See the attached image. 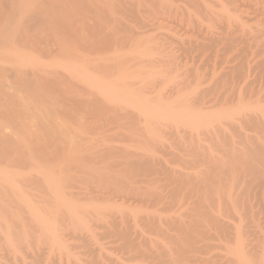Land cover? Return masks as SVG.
I'll return each instance as SVG.
<instances>
[{"label": "rangeland", "instance_id": "obj_1", "mask_svg": "<svg viewBox=\"0 0 264 264\" xmlns=\"http://www.w3.org/2000/svg\"><path fill=\"white\" fill-rule=\"evenodd\" d=\"M13 1L15 0H0V172L8 171L10 173V171H13L16 175L19 173L17 176L22 179L26 175L27 177L34 174L37 176V174L43 171L57 174V171L60 172L63 170L61 174L63 176L64 171L67 170L64 175L66 176V173L68 174L70 172L67 175L70 178H67L70 179L68 185L71 186H69L70 190L68 189L67 191H70V194L72 192L75 196L69 195L70 199H68H72L68 203L69 207H74L72 212L71 208L70 210L67 208L68 211L66 209L62 210L59 207L60 202L57 205V201L61 196L54 195V197L57 196L59 199L57 197L54 199L52 196L51 199L47 200L51 205L53 201L55 202L58 199L56 204H53L56 205V208L60 209H54V205H51L53 207L52 209L55 210V213L53 212L54 216L49 211L47 213L46 211L43 212L42 208L40 210V206L35 205L40 211L35 209L32 205L38 202L31 203L32 205H30L27 203L29 200L26 199V204L31 208L30 211H27L29 208H27L25 202L24 207L26 206V209L22 206L23 200H25V196H22L25 193L23 191L20 195L22 197H19V199H22V205L14 201L17 204V208L15 207L16 210L13 209L14 214L11 211L4 212L6 213L4 214L2 213L3 210L0 209V237L2 236L0 238V264H27L29 262V264H126L127 260L128 264H168L167 260L172 258L170 254L176 256V254H180L181 252L182 255L184 251L181 249L188 248L185 245L190 244L193 248V246L202 243L203 238L200 240V233L202 231L204 232L203 228L207 231H205L206 233L211 232L208 229L211 218L214 221L211 220L212 222H210L209 228H213V222H215V219L217 220V215L220 216L219 209L216 210L219 204L216 200L218 207L216 204L214 205L215 202L212 199L215 197L213 195L217 199L216 192L221 187L220 184L225 179L227 180L230 176L229 174L232 171L235 172L237 166L240 164L242 166L245 164L243 167L237 168V171L241 172L236 171V177L234 176V172H232L229 178L233 179L231 180L233 182L234 178L238 180L242 176L243 178H248V180L252 179L251 181L253 183L251 181L249 183L251 188L248 185L247 188L249 190L246 191L248 201H245L248 202L247 204L250 202L251 207L253 205L252 208L254 209H251V211L248 210V214L250 213L252 215L256 213L257 217L256 215L253 217V215L251 216L249 214L248 221L251 220L253 223L248 222L246 219L245 224H249L248 227H250L249 229L251 231L252 228H255L252 231L255 235L251 232L250 239H253L252 235L253 237L256 236V238L258 235L264 239V236H260L261 232H264V159L261 161V158L264 157V101H256L258 103L256 104L260 105L257 107L256 104L254 105L255 99L264 90V0H33L30 4L21 5L22 7L14 5ZM121 4L124 5L122 6ZM130 8H133L135 12L131 10L128 13ZM89 54L92 55L88 56ZM88 57H92V61L96 59V63H94L97 68L95 70L101 69L103 71L104 69L103 72L106 77L104 75L102 76L105 79L107 78L106 80L109 82L107 83L104 80V84H107L102 88H105L108 93L110 92L112 94H105V98L103 99L97 96V92L94 91L96 87L94 85V83L96 84L95 78L93 81L90 80L92 85L89 86V79H92L90 76L94 73L92 74L90 72L92 67L86 69V65L90 60L87 59ZM108 68L111 73L108 72ZM136 72H140V74H136ZM133 74L136 76H132ZM130 81H132L133 86H131ZM93 85L94 88L92 89ZM252 88H254L253 91ZM244 89H247L246 93ZM129 90L133 91L130 92L131 94H126L125 97L127 99L124 97L125 99L123 100L122 96L124 92ZM115 93L116 96L114 95ZM121 93L123 94L122 96ZM238 93L239 96L244 98L243 101L241 98H238ZM251 94H253V98L249 101L248 97ZM108 95L110 96L107 97ZM226 97L228 98L227 100ZM247 98L248 100H246ZM223 101L224 103H222ZM231 102H233V105H230ZM243 102L246 104L244 106H246L245 111L247 110L246 113L248 112V115L245 111H240L244 107ZM247 106L251 108H247ZM237 108L239 112H242V115L236 112ZM130 109L133 110L131 111ZM126 110L132 112L130 114H134L135 116L138 114L137 117L134 118L135 116L132 115L133 117L131 118H123V113ZM189 113L193 115L187 116ZM116 114L122 119L117 117ZM179 116L181 119L183 116V121ZM252 116L254 120L251 118ZM259 117H262L263 120L262 118L259 119ZM241 120L242 122H240ZM149 121H151L150 123L152 125H155L152 130H150L152 127L149 128V125L152 126ZM155 122H158V125ZM179 126L184 127V129L187 128V133L184 131L177 132ZM156 128H159V130ZM191 139L192 141H190ZM167 145L169 150L167 149ZM247 145L249 147H246ZM173 146L176 147L173 148ZM189 148L193 150L194 148L196 150L200 148L198 150L201 153L199 156L202 155L200 157L202 159L204 158V161L198 158L201 161L196 164H193V162L190 163L196 157L192 155L191 158H187L189 157L188 155L186 157L187 160L191 159L188 161L189 167L187 160L184 161V157L181 158V156H185L182 155L184 151L185 154L188 153L186 150ZM170 149H173L172 151L174 153ZM201 150H203V153ZM227 150L228 153L225 152ZM230 150L231 152H229ZM255 150L257 151L256 153ZM102 151L104 153L106 152V155ZM234 151L240 152L236 153ZM242 153L245 156L247 155V157L244 158V154ZM203 154L208 159H205ZM127 155L130 158L129 162V158H126ZM154 155L156 158H154ZM94 156L96 157L94 158ZM108 156L112 157L110 158ZM179 157L182 160L178 161ZM159 158L161 161L164 160V165L170 160L172 163H169L172 165L166 164L167 167L168 165L171 167L177 166L174 170L176 169L177 171V169H180L183 175L188 172L185 174V177H190L193 174L192 178L195 180L197 177L194 176H199V174L200 177L197 179H200L204 175L205 181L209 175L215 176L217 172L221 171L217 168L213 172L215 170L214 167L218 166L220 169H224L222 165L225 162L226 167L225 165L224 167L227 168L228 165L229 171L231 169L232 171H228L229 174H227L229 176L225 174L227 171H224L228 169L223 170L225 173H220L223 176L221 179L218 177L221 183L217 180L218 178L215 179V181L217 180L216 183L219 182V188H217L218 185L215 183L214 177H210L207 180L209 182L214 181L213 183L204 182L207 186L203 182L201 186L199 185V188L197 187L198 185H193L197 187L195 189L196 191H194L197 195L202 191L198 196L193 194L194 188L192 190L189 186L186 190H192L191 194L193 195H190V197L188 196L190 192L188 191V194L186 190V197L184 195L168 194V188L166 190V187L164 188L163 186L164 189L162 191H156L160 193L157 195L162 196L160 198L156 196L155 189L151 188L153 187L151 180L154 178V169L152 168L153 164L150 166V163L155 162L153 159ZM209 159L210 161H208ZM231 160H235V162ZM237 160H239L240 164H238L239 162ZM118 162L121 164L119 165ZM125 162L128 163L126 164ZM215 163L217 166H215ZM95 164L97 165L95 166ZM103 164L106 165L102 166ZM220 164L222 165L220 166ZM211 166L213 167L211 168ZM63 167H68L70 169L69 172L68 169L65 170ZM244 168H247V172H245L246 170ZM258 168L259 172H256ZM111 171L114 173H111ZM116 171L120 173L119 176L121 178ZM196 172L199 174H196ZM85 173L86 176H84ZM238 173H240V176H238ZM252 173L253 176L249 175ZM187 174H190V176ZM16 175L12 177L13 180H18L17 178L19 177ZM21 175L23 176L21 177ZM224 175L228 177L224 179ZM85 177L88 179L86 180ZM89 177L92 180H89ZM150 178L151 180H149ZM146 179L149 181H146ZM246 179L242 180L247 181ZM253 179L256 181L259 180V182ZM165 180L163 183L167 181ZM240 180L241 178L237 183L234 182L236 184L231 183L232 186L229 185V188L232 189L233 187V193L243 188V184L238 185L239 182H242ZM129 181L131 183H128ZM98 182L100 183L99 185H97ZM170 182L168 181V183ZM166 183L165 185H167ZM117 184L122 186H119L121 191L126 184L128 191L130 187L134 192L135 190L139 192L136 188L138 184L141 191L142 187L145 189L149 188L150 191H145L147 195L149 194L148 196L144 192H141L143 195L140 193L145 198H148L142 202V200L136 199L127 200L120 195L121 198L119 196L113 198L106 197L108 196L106 194L104 195L107 192L106 190L109 191L113 187H118ZM131 184L135 185L132 186ZM146 185L151 186L146 187ZM226 185L228 186V183L224 184L225 187ZM17 186L21 187L20 184ZM17 186L16 188L14 187V190L20 188H17ZM101 186L108 188L104 189ZM237 186H240V188ZM76 188L79 189L77 190ZM200 188H204V190H200ZM83 189L84 191L89 189L88 192L92 189L89 192L90 196L96 190L94 193L95 196H85L84 191L82 192ZM231 189L229 190L230 192L232 191ZM125 190L127 191V188ZM198 190L199 193L197 192ZM215 190L216 194L214 193ZM17 191L16 193L19 196L21 191L20 193ZM26 191L29 192L31 189H27ZM8 192V195H13L14 193L13 190V193L10 190ZM32 192L34 191L30 193ZM100 192L102 194H99ZM125 192L122 191L121 195ZM132 192L130 189L128 193ZM164 192L167 193L165 194ZM12 195H9V198H13ZM30 196L33 197L34 195L30 194ZM142 196L140 198L143 199ZM149 196L153 199L150 200ZM154 196L157 198H154ZM255 196H258V198ZM16 198L15 200H17ZM37 198L35 201H46L42 198H38L37 200ZM93 199H97L99 202ZM115 199L117 203L112 201ZM208 199L209 201H206ZM254 199L257 204L254 202ZM68 200H64L63 202L67 204ZM124 200H126L125 203ZM30 201L32 200L30 199ZM42 201L38 205L42 204ZM131 203L135 206H132ZM210 205H213V207ZM18 206L22 208L20 209L21 211L18 209ZM60 206H62L61 203ZM199 206H201V209ZM45 207H47V204ZM251 207L249 206V208ZM208 208L209 210L211 208L212 211H208ZM255 209H259V211L257 212ZM262 210L263 212H260ZM142 211L145 213H142ZM197 211L198 213H196ZM39 212L43 213L39 216ZM33 213H36L40 219ZM42 214L46 216L42 218ZM210 214L213 217H210ZM16 215L18 216L17 218ZM123 216H125L124 219ZM80 217L83 218L79 219ZM2 220L4 221L2 222ZM207 220L208 224L206 223ZM183 222L188 226L183 227ZM241 225L244 226V223ZM218 227L222 226L220 225ZM10 232L13 233L10 234ZM206 233H202V235ZM117 234L119 236L118 238ZM20 235L22 236L20 237ZM26 235H29V237ZM182 235L183 237H181ZM6 237H10V240H7ZM13 237L15 238L13 239ZM145 248L151 251L152 254ZM130 249L133 250L131 251ZM20 254H22L23 260L20 258ZM119 259L123 260L120 262ZM123 261L124 263H122Z\"/></svg>", "mask_w": 264, "mask_h": 264}, {"label": "bare ground", "instance_id": "obj_2", "mask_svg": "<svg viewBox=\"0 0 264 264\" xmlns=\"http://www.w3.org/2000/svg\"><path fill=\"white\" fill-rule=\"evenodd\" d=\"M31 1H33V0H15V1H13L14 3V5H19V6H23V5H27V4H30L31 3ZM123 2V1H122ZM127 2V1H126ZM126 2H124V3H126ZM128 3V2H127ZM122 5V4H121ZM124 5V4H123ZM122 5V6H123ZM128 5V4H127ZM21 6V7H22ZM90 6H92V5H90ZM129 6V5H128ZM125 7V6H124ZM130 7H132V6H130ZM18 8V7H17ZM126 8H127V6H126ZM121 9H125V8H121ZM129 9V8H128ZM132 10V12H135V11H133L134 9L133 8H130V10H129V12L128 13H130V11ZM126 11V10H125ZM121 12V11H120ZM136 14V13H135ZM119 15H121V14H119ZM125 15H128V14H125ZM131 16H132V14H130ZM211 41V40H210ZM207 44H209V43H207ZM211 45V44H210ZM209 45V46H210ZM207 47V46H206ZM210 49V48H209ZM92 55V54H91ZM90 54L88 55V56H91ZM91 58L92 57H88L87 59H90L91 60ZM93 59V58H92ZM89 60V61H90ZM88 61V64L86 65V69H88V67L89 68H91V70H90V72H92V76H90L89 74H91V73H89L88 71V75L92 78V79H89V81L90 80H94V78L96 79V84L94 83V85H96V87L94 88V85L92 86V89L94 88L95 90L94 91H96L97 92V96H99V97H101L102 99L103 98H105V94L107 95V91L105 90V88L103 89L102 87H105L104 85L105 84H107V83H109V82H107L108 80H106L105 78H104V69H103V71L101 70V69H99V70H95L97 67H95L96 66V59H95V61L93 60H91L90 62H92L91 64H90V62ZM95 62V63H94ZM94 63V64H93ZM93 64V65H92ZM89 65V66H88ZM109 69V68H108ZM139 70V69H138ZM227 70V69H226ZM99 71V72H98ZM134 71V70H133ZM132 71V72H133ZM108 72L109 73H111L110 72V69L108 70ZM107 72V73H108ZM227 72V71H226ZM231 72V71H230ZM223 73V72H222ZM130 74V73H129ZM132 74V73H131ZM135 74V73H134ZM132 75V76H136V75ZM136 74H140V72H136ZM231 74H233V73H231ZM230 74V75H231ZM102 75H104V76H102ZM240 75V74H239ZM128 76V75H127ZM140 76V75H139ZM225 76V75H224ZM236 76V75H235ZM89 77V78H90ZM106 77V76H105ZM128 77H131V76H128ZM134 78V77H133ZM137 78V77H136ZM228 78H230L229 76H228ZM228 78H226V79H228ZM231 78H232V75H231ZM128 79V78H127ZM135 79V78H134ZM104 80H106V82L107 83H105L104 84ZM130 80H132V79H130ZM231 80H233V79H231ZM225 81V80H224ZM227 81V80H226ZM132 81H130V83H131ZM134 82H135V80H134ZM133 82V83H134ZM230 82V81H229ZM227 84H228V82H226ZM246 83V82H245ZM126 84H127V82H126ZM135 84V83H134ZM136 84H137V82H136ZM92 85V83H91V81H90V85L89 86H91ZM215 85V84H214ZM216 85H217V83H216ZM98 86V87H97ZM107 86V85H106ZM131 86H133L132 85V83H131ZM218 86H219V84H218ZM245 86V85H244ZM101 87V88H100ZM125 87V86H124ZM130 87V86H129ZM225 87H227L226 85H225ZM242 87V86H241ZM248 87V86H247ZM260 87V86H259ZM91 88V87H90ZM217 88V87H216ZM246 88V87H245ZM263 88V87H262ZM97 89V90H96ZM130 89H132L131 87H130ZM230 89V88H229ZM236 89V88H235ZM253 89L254 88H252V91H253ZM260 90H261V88H259ZM264 89V88H263ZM91 90V89H90ZM127 90V89H126ZM223 90V89H222ZM225 90V89H224ZM234 90V89H233ZM245 90V89H244ZM259 90V91H260ZM93 91V90H92ZM93 91V92H94ZM106 91V92H105ZM131 91H133V90H129V91H123L124 92V95L121 93V96H122V98H123V100L126 98L125 96H126V94L128 95V94H131L130 92ZM258 91V92H259ZM263 91V93L261 94L260 93V95L257 97V99H255V102H254V105L257 103V102H262V101H264V90H262ZM261 91V92H262ZM115 92V91H114ZM240 92V91H239ZM247 92V89L245 90V93ZM257 92V91H256ZM95 93V92H94ZM94 93H93V95H94ZM110 93V92H109ZM108 93V94H109ZM244 93V92H243ZM112 93H110V95H111ZM120 94V93H119ZM229 94V93H228ZM230 94H231V92H230ZM256 94V93H255ZM91 95V94H90ZM110 95H108L107 97H109ZM115 96H116V93L114 94ZM221 95V94H220ZM96 96V95H95ZM238 96H239V93H238ZM256 96H257V94H256ZM106 97V98H107ZM125 97V98H124ZM128 97H130V96H128ZM236 97V96H235ZM90 98V97H89ZM93 98V97H92ZM238 98H241L242 99V101L244 100V98L243 97H241V96H239ZM237 97H236V99H238ZM249 101H251L252 100V98H253V94H251V95H249ZM248 98L246 99V100H248ZM100 99V98H99ZM127 99V98H126ZM228 98L226 97V100H227ZM92 100V99H91ZM94 100H96V99H94ZM245 100V101H246ZM212 101V100H211ZM216 101H218V100H216ZM225 101V100H224ZM224 101L222 102V103H224ZM244 101V102H245ZM257 101V102H256ZM96 102V101H95ZM220 102V101H219ZM228 102L230 103V101L228 100ZM239 102H240V99H239ZM243 102V106H244V104L246 103L247 104V102H245L244 103ZM233 102H231V104L230 105H233L232 104ZM236 103H238L237 101H236ZM249 103V102H248ZM93 104H95L94 102H93ZM245 104V105H246ZM258 104V103H257ZM256 104V107L257 106H259V105H257ZM236 105V104H235ZM238 105H239V103H238ZM132 106V105H131ZM240 106H241V104H240ZM240 106H238L239 107V109H241L240 108ZM262 106V105H261ZM234 107V106H233ZM245 107L246 106H244V107H242V109L240 110V111H242V112H244L245 111ZM249 106H247V108H248ZM252 107H253V105H252ZM131 108V107H130ZM133 108V107H132ZM236 108V107H235ZM249 108H251V107H249ZM259 108V107H258ZM262 108V107H261ZM126 109V108H125ZM124 109V110H125ZM192 109V108H191ZM238 108H237V111L236 112H239L238 110H239ZM244 109V110H243ZM253 109V108H252ZM117 110H119V109H117ZM131 111L133 110V109H130ZM135 110V109H134ZM255 110V109H254ZM253 110V111H254ZM120 111V110H119ZM188 111V110H187ZM226 111H227V109H226ZM225 111V112H226ZM232 111V110H231ZM247 111V110H246ZM246 111H245V113H246ZM252 111V110H251ZM251 111H249L250 113H251ZM113 112H114V110H113ZM136 112V111H135ZM193 112V111H192ZM229 112V111H228ZM227 112V113H228ZM235 112V111H234ZM235 112V113H236ZM242 112H239L240 114L242 113ZM116 113V112H115ZM130 113H132V112H130V111H127L126 110V112H124L123 113V118L125 117V119H127V118H131V117H133L132 115H134V114H130ZM133 113H134V111H133ZM179 113H181V112H179ZM197 113V112H196ZM196 113H194V114H196ZM201 113V112H200ZM248 113V112H247ZM246 113V114H247ZM255 113V112H254ZM256 113H258V112H256ZM136 114V113H135ZM176 114H178V113H176ZM230 114H232V113H230ZM244 114V113H243ZM252 114V113H251ZM260 114H262V113H260ZM113 115H115V114H113ZM117 115V114H116ZM138 115V114H137ZM137 115L134 117V118H136L137 117ZM187 115V114H186ZM186 115H184V116H186ZM191 115H193L192 113H191ZM190 115V113H189V115H187V116H191ZM235 115V114H234ZM239 115V114H238ZM242 115V114H241ZM248 115V114H247ZM254 115V114H253ZM264 115V114H263ZM262 115V116H263ZM120 116H121V113H120ZM119 115H117V117H119V118H121ZM198 116V115H197ZM250 116V115H249ZM259 116V115H258ZM258 116H256V117H258ZM261 116V115H260ZM117 117H116V119H117ZM142 117V116H141ZM194 117V116H193ZM202 117V116H201ZM237 117H240V116H237ZM236 117V118H237ZM241 117H243V116H241ZM248 117V116H247ZM255 117V116H254ZM134 118H132V119H134ZM179 118H180V116H179ZM190 118V117H189ZM195 118V117H194ZM197 118H199V117H197ZM203 118V117H202ZM249 118V117H248ZM251 118H253V116L251 117ZM260 118H262V117H259V119ZM122 119V118H121ZM125 119H123V120H125ZM140 119V118H139ZM138 119V120H139ZM177 119V118H176ZM181 119V118H180ZM182 119H183V116H182ZM181 119V120H182ZM196 119V118H195ZM241 119V118H240ZM247 119V118H246ZM256 119V118H255ZM258 119V118H257ZM258 119V120H259ZM118 120H120V119H118ZM131 120V119H130ZM147 120V119H146ZM237 120H239L238 118H237ZM243 120V119H242ZM242 120L240 121V122H242ZM249 120V119H248ZM247 120V121H248ZM253 120H254V118H253ZM262 120H263V118H262ZM121 121V120H120ZM183 121V120H182ZM186 121V120H185ZM245 121V120H244ZM124 122V121H123ZM141 122V121H140ZM151 121H149V123H150ZM162 122V121H161ZM178 122V121H177ZM180 122V121H179ZM249 123H250V121H248ZM251 122H252V120H251ZM254 122V121H253ZM258 122V121H257ZM261 122V121H260ZM129 123H130V121H129ZM158 123V122H157ZM156 122H155V124H157ZM176 123V122H175ZM243 123H246V122H243ZM242 123V124H243ZM151 125H152V123H150ZM250 124H252V123H250ZM139 125H140V123H139ZM158 125V124H157ZM161 125V124H160ZM182 125V124H181ZM155 125H152V126H150L149 125V128H151L150 130H152V129H154L153 127H154ZM165 126V125H164ZM191 126V125H190ZM253 126V125H252ZM160 127V126H159ZM161 128H163V127H161ZM172 128V127H171ZM194 128V127H193ZM115 129V128H114ZM157 129V128H156ZM187 129V128H186ZM186 129H184V127L182 128V126H179L178 128H177V132H185V133H187L186 132ZM197 129V128H196ZM149 130V129H148ZM157 130H159V128L157 129ZM235 130V129H234ZM238 131V130H237ZM240 131V130H239ZM148 132V131H147ZM157 132V131H156ZM173 132H175V131H173ZM189 132V131H188ZM233 132V131H232ZM155 133V132H154ZM229 133V132H228ZM178 134V133H177ZM190 135V134H189ZM226 135V134H225ZM181 136H183V135H181ZM180 136V137H181ZM196 136V135H195ZM201 136V135H200ZM231 136V135H230ZM187 137V136H186ZM193 137V136H192ZM197 137V136H196ZM220 138V137H219ZM233 138V137H232ZM231 139V138H230ZM186 140V139H185ZM189 140V139H188ZM194 140V139H193ZM226 140V139H225ZM233 140V139H232ZM190 141H192V139L190 140ZM231 141V140H230ZM201 142V141H200ZM225 142V141H224ZM190 143V142H189ZM193 143V142H192ZM221 143H222V141H221ZM233 143V142H232ZM248 143V142H247ZM164 144V143H163ZM224 144V143H223ZM169 145V144H168ZM168 145H167V149H168ZM172 145V144H171ZM177 145V144H176ZM180 145V144H179ZM181 145H182V143H181ZM213 145V144H212ZM228 145V144H227ZM234 145V144H233ZM249 145V144H248ZM246 146V147H249V146ZM251 145V144H250ZM199 146V145H198ZM201 146V145H200ZM215 146V145H214ZM224 146H226V145H224ZM163 147V146H162ZM172 147V146H171ZM176 147V146H175ZM174 146H173V148H175ZM217 147V146H216ZM215 147V148H216ZM235 147V146H234ZM179 148V147H178ZM210 148V147H209ZM214 148V149H215ZM222 148H223V146H222ZM233 148V147H232ZM181 149H185V148H181ZM200 149V148H199ZM199 149H197L196 150V148H194V150L191 148H189V149H187L186 150V152H188L187 154H185L184 152H183V154L182 155H185V156H181V155H179V156H181V158L182 157H184V161H186L187 160V158H191L192 157V155L193 156H195L196 158L194 159V157H193V161H190L191 159H188L187 160V165L189 166V162L188 161H190V163L191 162H193V164H196L197 162H199V161H201V160H203L202 159V157H200V156H202V155H200L199 156V154H201L200 153V151H198ZM221 149V148H220ZM164 150H166V149H164ZM163 150V151H164ZM169 150V149H168ZM173 150V149H172ZM171 149H170V151H172ZM196 150V151H195ZM206 150V149H205ZM207 150H209V149H207ZM224 150V149H223ZM245 150V149H244ZM262 150V149H261ZM99 151V150H98ZM109 151V150H108ZM175 151V150H174ZM180 151V150H179ZM197 152L196 154H195V152ZM202 151V153H203V150H201ZM246 151V150H245ZM249 151H250V148H249ZM248 151V152H249ZM103 153H104V151H102ZM161 152V151H160ZM169 152V151H168ZM167 152V153H168ZM173 152V151H172ZM177 152H178V150H177ZM199 152V153H198ZM207 152V151H206ZM225 152H227L228 153V150L227 151H225ZM229 152H231V150L229 151ZM234 152H236V153H239V152H237V151H234ZM233 152V153H234ZM251 152V151H250ZM257 151L255 150V153H256ZM102 153V154H103ZM108 153V152H107ZM110 153V152H109ZM164 153V152H163ZM174 153V152H173ZM176 153V152H175ZM190 153H191V155H190ZM208 153H210L209 151H208ZM246 153V152H245ZM259 153H261L260 151H259ZM105 155H106V152L104 153ZM103 154V155H104ZM162 154V153H161ZM165 154V153H164ZM178 154V153H177ZM181 154V153H180ZM213 154V153H212ZM212 154H210L211 156H212ZM220 154V153H219ZM229 154H231V153H229ZM242 154H244V153H242ZM247 154V153H246ZM258 154V153H257ZM96 155V154H95ZM98 155H100V154H98ZM114 155V154H113ZM138 155V154H137ZM153 155V154H152ZM173 157H174V155L173 154H171ZM189 155V157H187ZM205 155H206V153H205ZM205 155L203 154V156L205 157ZM215 155H217V154H215ZM116 156H117V154H116ZM129 155H127V159L129 158L128 157ZM155 156V155H154ZM153 156V157H154ZM210 156V157H211ZM234 156V155H233ZM258 156V155H257ZM256 156V157H257ZM96 156H94V158H95ZM98 157V156H97ZM106 157V156H105ZM108 157H110V156H108ZM112 157V156H111ZM110 157V158H111ZM130 157H131V155H130ZM151 157V156H150ZM161 158H163L162 156H160ZM171 157V156H170ZM169 157V158H170ZM177 157V156H176ZM187 157V158H186ZM245 157H247V155L245 156V154H244V158ZM103 158V157H102ZM125 158V159H126ZM154 158H156V156L154 157ZM165 158V157H164ZM175 158V157H174ZM180 157H179V160L178 161H180V160H182ZM186 158V159H185ZM198 158H201V160H199ZM218 158V157H217ZM236 158V157H235ZM259 158V157H258ZM121 159V158H120ZM160 159V158H159ZM159 159H153L155 162H153V163H150V166H151V164H153V166H152V168L154 169V173H153V177H151V178H153L152 180H151V178L149 179V180H151V185H153V187H151V188H154L155 189V191L154 192H156L157 190H161L162 191V189H164L165 187V189L167 190V188H168V194H176V195H178V196H182V195H184L185 196V190L186 189H188L187 187L189 186V188L190 189H192V188H194V190H193V194H195V195H197V193H195L194 191H196L195 189H197V187L199 188V185L201 186V183L203 182V184L204 185H206V183H204V182H206L207 180H209L208 178H210V177H214V181H215V179L216 178H222L223 176H222V174L223 173H225V172H223V170L224 169H228V165H227V168H225L226 167V162L222 165V164H220V166L222 165V167L224 168V169H220V167H218L217 165H216V163H215V166H217V167H214V169L215 170H213V172H215L216 171V169L218 168L221 172H222V174H220L221 172H217V174L215 175V176H206L207 177V180L205 181L204 179H205V177H204V175H202L201 176V178L200 179H197L198 177H200V174L198 173V172H196V174L198 173L199 174V176H194V177H197L196 178V180L194 179V178H192L193 177V174H192V176H190V174H187L188 176H190V177H185V174L186 173H188V172H186V173H184V175L180 172L181 170L179 169H177V171H176V169L174 170V168H176L177 166H170V165H172V164H170V163H172L168 158H167V160H169V162L167 163L166 161V163H165V165H164V160L163 161H161V159L159 160ZM178 159V158H177ZM205 159H208V157L206 156L205 157ZM211 159V158H210ZM210 159L208 160V161H210ZM222 159V158H221ZM243 159V158H242ZM247 159H249V158H247ZM262 159H264V157L263 158H261V161H262ZM96 160H98V159H96ZM113 160V159H112ZM117 160V159H116ZM171 160H172V158H171ZM175 160V159H174ZM214 160V159H213ZM212 160V161H213ZM225 160V159H224ZM228 160V159H227ZM241 160V159H240ZM256 160V159H255ZM101 161V160H100ZM104 161V160H103ZM109 161V160H108ZM117 161H119V160H117ZM116 161V162H117ZM122 161H124V159H122ZM122 161H120L121 163H122ZM126 161V160H125ZM130 161V158H129V160H128V162ZM132 161V160H131ZM175 161H177V160H175ZM183 161V162H184ZM204 161V160H203ZM207 161V160H206ZM207 161V162H208ZM223 161V160H222ZM228 161H230V160H228ZM232 161V160H231ZM234 162H235V160H233ZM232 161V162H233ZM238 162H239V160H237ZM242 161H244V160H242ZM241 161V162H242ZM252 161V160H251ZM253 161H254V159H253ZM252 161V162H253ZM93 162V161H92ZM96 162H98V161H96ZM111 162V161H110ZM120 162H118V164L120 165L121 163ZM127 162V163H128ZM163 162V163H162ZM206 162V163H207ZM215 162V161H214ZM246 162V161H245ZM244 162V163H245ZM95 163V162H94ZM103 163V162H102ZM105 163H106V161H105ZM126 163V162H125ZM126 163V164H127ZM201 163V162H200ZM203 163V162H202ZM205 163V164H206ZM247 163V162H246ZM166 164H170V165H168V167H167V165ZM199 164V163H198ZM211 164H212V162H211ZM227 164H229L228 162H227ZM238 164H240V162L238 163ZM97 164H95V166H96ZM101 165V164H100ZM104 165H106V164H103L102 166H104ZM117 165V164H116ZM178 165V164H177ZM186 165V164H185ZM210 165V164H209ZM224 165H225V167H224ZM230 165V164H229ZM245 164H243V166H244ZM250 165V164H249ZM248 165V166H249ZM99 166V165H98ZM101 166V167H102ZM111 166H113L112 164H111ZM110 166V167H111ZM118 166V165H117ZM187 166V167H188ZM194 166H196V165H194ZM203 166H204V164H203ZM231 166H234V165H231ZM241 164L239 165V166H237V168L238 167H243ZM105 167H107V166H105ZM104 167V168H105ZM109 167V168H110ZM187 167H186V169H187ZM190 167V166H189ZM207 167V166H206ZM213 166H211V168H212ZM258 167V166H257ZM17 168V167H16ZM70 168V167H69ZM95 168V167H94ZM93 168V169H94ZM112 168V167H111ZM151 168V167H150ZM172 169V171H171V169ZM183 168V167H182ZM191 168H192V165H191ZM205 168V167H204ZM207 168H209V167H207ZM211 168H210V170H211ZM232 168V167H231ZM236 168V167H235ZM235 168H234V170H235ZM236 168V171L238 170ZM63 169H68V167L67 168H64L63 167ZM103 169V168H102ZM114 169V168H113ZM120 169H121V167H120ZM193 169V168H192ZM191 169V170H192ZM196 169V168H195ZM240 170H241V168H239ZM245 169V168H244ZM244 169H242L243 171H245V172H247V168L244 170ZM10 170V169H9ZM12 170V169H11ZM19 170H20V168H19ZM59 170H60V168H59ZM61 170H62V167H61ZM69 170L70 169H68V172H69ZM97 170V169H96ZM99 170V169H98ZM101 170V169H100ZM103 170H105V169H103ZM102 170V171H103ZM106 170H108V169H106ZM117 170V169H116ZM124 170V169H123ZM184 170H185V168H184ZM188 170V169H187ZM197 170V169H196ZM219 170H217V171H219ZM249 170V169H248ZM252 170V169H251ZM16 171V170H15ZM56 171V170H55ZM84 171V170H83ZM94 171V170H93ZM109 171V170H108ZM200 171H203V170H200ZM208 171V170H207ZM224 171H227L225 174H227L228 173V171H229V169L228 170H224ZM232 171V169L229 171V172H231ZM236 171L234 172V171H232V172H234V176L236 175L237 176V174H236ZM253 171H256V170H253ZM11 172H13V171H10V173H8V171L6 172H3V173H1L0 172V209H2L3 210V212L2 213H4V212H6L7 213V211H11L12 213H13V209H15V207L17 208V204H21L22 203V199H19V197H20V195L23 193V192H25V193H23L22 194V196L25 198V200H23V207H24V202L26 201V199L27 200H29V201H27V203H29L30 205H32L31 203H35V202H38V203H36V204H34V205H32L35 209H38L36 206H40V210H41V208H42V210H43V212H47V211H49L51 214H53V212L55 213V210H53L52 208V206L54 205V204H56V201L59 199V197H57V196H61L60 197V199L57 201V205H58V202H60L61 203V205L62 206H60V203H59V207H61V209L62 210H67V208H68V210H70V208H71V206L69 207L68 206V203H70V201L72 200H68V199H70V196L69 195H73V193L71 192V194H70V191H67L68 189H69V186L70 185H68L70 182H69V180L70 179H68V178H70V177H68L67 175L68 174H70V172L67 174L66 173V176L64 175V173L65 172H67V170L66 171H64V173H63V176L61 175L62 174V172H63V170L62 171H57V174H55V173H48L47 171L45 172V171H43V172H41V173H39V174H37V176H35L36 174H34V175H30V176H28L27 177V175H26V177L25 178H20L19 176H17V175H19V173H17V175L16 174H14V172L13 173H11ZM18 172H20V171H18ZM23 172V171H22ZM59 172V173H58ZM82 172V171H81ZM95 172V171H94ZM107 172V171H106ZM116 172H118V171H116ZM177 172H179V173H177ZM182 172H185V171H182ZM193 172V171H192ZM212 172V171H211ZM231 172V173H232ZM237 172H241V171H237ZM256 172H259V168H258V171H256ZM30 173V172H29ZM109 173V172H108ZM107 173V174H108ZM111 173H114V172H112L111 171ZM195 173V172H194ZM219 173V174H218ZM231 173L228 175L229 177H231ZM249 173H250V171H249ZM255 173V172H254ZM13 174V175H12ZM21 174V173H20ZM58 174H59V176H58ZM88 174V173H87ZM90 174V173H89ZM97 174H99V173H97ZM96 174V175H97ZM115 174H117V173H115ZM119 172H118V176H119ZM123 174V173H122ZM256 174V173H255ZM14 175H16L17 177H19V178H17L18 180H16V179H14L13 180V176ZM25 175V174H24ZM95 175V176H96ZM102 175V174H101ZM152 175V174H151ZM214 175V174H213ZM217 175H220V176H217ZM242 175V174H241ZM249 175H252L253 176V173L252 174H249ZM23 175H21V177H22ZM84 176H86V173H85V175ZM87 176H89V175H87ZM98 176V175H97ZM114 176V175H113ZM117 176V175H116ZM130 176V175H129ZM164 176H166V177H164ZM225 177H224V179L225 178H227L228 176H226V175H224ZM232 176H233V174H232ZM234 176H233V178H234ZM235 176V177H236ZM238 176H240V173H238ZM246 176H248L247 174H246ZM15 177V176H14ZM67 178V180H66V178ZM93 177V176H92ZM99 177H100V175H99ZM108 177H110V176H108ZM120 177V176H119ZM202 177H204V178H202ZM227 178V180L225 179V181L224 182H222L221 183V180H219V178L217 179V180H219L220 181V186H219V182L218 183H216L217 182V180L215 181V183L218 185V187H217V185H216V187L217 188H219L218 189V191L216 192V190L214 191V193L216 192L217 193V199H216V196L215 195H213V197H215V198H213L212 200H214L213 202H215L214 203V205L217 203V201H218V204H219V207H218V204H216L217 205V207L218 208H216V210L217 209H219L218 211H219V213H220V216L219 215H217V220L215 219V222H213L214 224V226H213V228L215 229V231H213L214 229L213 228H209V225H210V222H212V221H214L213 220V218H211V220H210V222H209V224H208V220L206 221V223L208 224V229H210V231L211 232H209V233H206L207 231L205 230V228H203L204 229V232L202 231H199V232H201L200 233V236H201V238H200V240L202 239V243L199 245V244H194V245H196V246H193V248H192V246L189 244V245H185L186 247L188 246V248H186L185 246H183V247H185L186 249H181V250H183L184 252H183V254L181 255V252H180V254L178 253V252H176V253H178V254H176V256H174V254H173V256H172V254H170L169 252V254L171 255V257L172 258H170V256H168V258H170V260H167V263L168 264H264V239H262V238H260L257 234V238H256V236L255 237H253V235H252V238L253 239H250L251 238V232L255 229V228H252V231H251V229H249L250 227H248V225H246L245 223V220L247 219V221H248V215L250 214H248V210H250L251 211V209H253L252 207H253V205H252V207H251V203L249 202V204H247L248 202H246L245 200H247L248 201V199H247V197L246 196H248V194H247V190H249L248 188H247V186L249 185V183H250V181L252 180H248V178L246 179V178H243V176L242 177H240L241 178V180L240 181H242V182H239L238 183V185L240 184V185H242L243 186V188L240 190V191H235V193H233L234 192V189H233V187H232V189L231 188H229V185H231V183L233 184L234 182H238V180L240 179V178H238V180L236 181L235 180V178H234V182L233 181H231V180H233V179H231V178ZM86 178V180L88 179L87 177H85ZM121 178V177H120ZM130 178V177H129ZM169 178H170V180H169ZM251 178V177H250ZM254 178H255V176H254ZM262 178V177H261ZM102 179V178H101ZM108 179V178H107ZM125 179V178H124ZM132 179V178H131ZM164 179H166L165 181L167 182H165L167 185H165V183H163V181H164ZM213 179V178H212ZM212 179H210V180H212ZM242 179H246L247 181H243ZM89 180H92V178L90 179V177H89ZM145 180V179H144ZM149 180H147L146 179V181H149ZM253 180H255V179H253ZM259 180H260V178H259ZM259 180H255L256 182H259ZM17 181V182H16ZM109 181V180H108ZM107 181V182H108ZM119 181V180H118ZM117 181V182H118ZM168 181H171L170 183H168ZM214 181H207L208 183H213ZM231 181V182H230ZM262 181V180H261ZM100 182V181H99ZM98 182V184L97 185H99L100 183ZM110 182H112V181H110ZM116 182V183H117ZM127 182V181H126ZM139 182V181H138ZM141 182H143V181H141ZM252 183H253V181H251ZM255 182V183H256ZM263 182V181H262ZM262 182H260L261 184H262ZM88 183V182H87ZM86 183V184H87ZM128 183H131L130 181L128 182ZM149 183V182H148ZM147 183V184H148ZM162 183H163V185H162ZM207 183V184H208ZM226 183H228V186L226 185V187L224 186V184H226ZM236 183H234V184H236ZM18 184H20L21 185V187L20 186H17ZM122 184V183H121ZM133 184V183H132ZM131 184V185H132ZM143 184V183H142ZM191 185V187H190V185ZM203 184H202V187H203ZM258 184V183H257ZM89 185H90V183H89ZM88 185V186H89ZM111 185V184H110ZM114 185H116V184H114ZM118 185V184H117ZM125 185V184H124ZM127 185V184H126ZM126 185L125 186H123V188L124 189H122V191L123 192H125L126 190V188H127V191H128V187H126ZM135 185V184H134ZM134 185H132V186H134ZM139 185V184H138ZM138 185H136L137 187V189L139 190V192H136L137 190H135V192L132 190V188H130L129 187V191L128 192H130V189H131V192L132 193H128L127 191L123 194V195H121L122 194V191H121V189H120V187H122V186H120V185H118V187L116 186L115 188L113 187L112 188V190H106L107 192H103L102 191V193H104V195L106 194V195H108V196H106V197H108V198H113V197H116V196H122V198L123 197H125L127 200L129 199H136V200H142V202L143 201H145L146 200V198H148V197H146L145 198V196H142L143 194L141 193V192H144L145 194H146V192H148V191H146V190H149V188H147V189H145V188H143L142 187V191L139 189V187H138ZM151 185H149V186H151ZM193 185H198L197 187H195V186H193ZM209 185V184H208ZM254 185V184H253ZM253 185H252V188H253ZM16 186H17V188L18 187H20V188H18V189H15L14 190V187L16 188ZM23 186H25V187H23ZM79 186V185H78ZM81 186V185H80ZM120 186V187H119ZM140 186H141V184H140ZM143 186V185H142ZM148 185H146V187H147ZM148 186V187H149ZM163 186H164V188H163ZM193 186V187H192ZM207 186V185H206ZM232 186V185H231ZM241 186V187H242ZM263 186V185H262ZM27 187H30V188H27ZM71 187V186H70ZM72 187H73V185H72ZM86 187V186H85ZM93 187V186H92ZM103 186H101V188H102ZM126 187V188H125ZM238 188H240V186H237ZM236 187V188H237ZM261 187V186H260ZM23 188H25L24 190H23ZM86 188H88V187H86ZM91 188V187H90ZM98 188V187H97ZM104 188V187H103ZM106 188V187H105ZM104 188V189H105ZM108 188V187H107ZM106 188V189H107ZM141 188V187H140ZM150 188V189H151ZM169 188H170V190H169ZM204 188H206L205 186H204ZM204 188H202L203 190H204ZM229 188V189H228ZM238 188H237V190H238ZM249 188H251L250 187V185H249ZM262 188V187H261ZM12 192V190H13V192L15 193V195H14V193H13V195L12 194H9V195H12L13 196V198L15 197L17 200H15V198L13 199V198H9V195H8V191L9 190ZM12 189V190H11ZM27 189H31V191H34V192H32V193H30L31 191H29V192H27L26 190ZM77 189V188H76ZM79 189V188H78ZM77 189V190H78ZM92 189H94V188H92ZM92 189L89 191V192H91L92 191ZM100 189V188H99ZM111 189V188H110ZM143 189H145V190H143ZM190 189L188 190L189 192H190V194L188 193V191L186 192V193H188L187 195L190 197V195H193V194H191L192 193V190L190 191ZM201 188H200V190H202ZM216 189V188H215ZM232 190L231 192L229 191V190ZM255 189V188H254ZM19 191V193H20V191H21V193L19 194V196H18V194L16 193V191ZM70 190V189H69ZM76 190V191H77ZM88 190L89 189H87V190H85L84 191V189L82 190V192L84 191V194H85V196L86 195H88L89 197H91L92 195H94V193H95V191H93L94 193L93 194H91V196L89 195L90 193L88 192ZM103 190V189H102ZM125 190V191H124ZM206 190V189H205ZM208 190V189H207ZM213 190V189H212ZM17 191V192H18ZM23 191V192H22ZM71 191H73V190H71ZM146 191V192H145ZM150 191V190H149ZM153 191H151V192H153ZM161 191H159V192H161ZM252 191H254V190H252ZM257 191V190H256ZM263 191V190H262ZM262 191H261V193H262ZM74 192V191H73ZM151 192H149V193H151ZM198 193H199V190L197 191ZM202 192V191H201ZM201 192H200V194H201ZM205 192V191H204ZM255 192V191H254ZM27 193H30L31 195H34L33 197L32 196H30V194H27ZM36 195H35V194ZM101 192L99 193V194H102ZM120 193V194H119ZM127 193H128V195H127ZM142 195H141V194ZM162 193V192H161ZM165 193V192H164ZM167 193V192H166ZM165 193V194H166ZM215 193V194H216ZM252 193V192H251ZM259 193V192H258ZM261 193H260V195H261ZM24 194H26V195H24ZM75 194V193H74ZM82 194V193H81ZM80 194V195H81ZM126 194V195H125ZM152 194H154V193H152ZM157 194H160V193H158V192H156V196H159V195H157ZM167 194V195H168ZM200 194H198V195H200ZM245 194H247V195H245ZM253 194V193H252ZM254 194H256V193H254ZM27 195H29V197H27L26 198V196ZM54 195H57V196H55L54 197ZM78 195H79V193H78ZM104 195H103V197H104ZM142 196L143 197V199L142 198H140V196ZM147 195V194H146ZM149 195V194H148ZM147 195V196H148ZM164 195V194H163ZM197 195V196H198ZM251 195V194H250ZM21 196V197H22ZM35 196H36V198L38 197V198H42L43 200H46V201H44V202H47V200H49V199H51V197L53 196V198L55 199L56 197L58 198V199H56L55 200V202L53 201L52 203H51V205H50V203H44L42 200V204H40V205H38L39 204V202H41V201H39L38 200V198H37V200L38 201H35ZM69 196V198H67ZM73 196H75V195H73ZM87 196V197H88ZM95 196V195H94ZM99 196V195H98ZM97 196V197H98ZM119 196V197H120ZM156 196H154V198L156 197ZM161 196V195H160ZM159 196V197H160ZM184 196H183V198H184ZM20 197V198H21ZM65 197V198H64ZM72 197V196H71ZM81 197H83L82 195H81ZM81 197H80V199H81ZM88 197V198H89ZM153 197V196H152ZM162 197V196H161ZM160 197V198H161ZM186 197V196H185ZM191 197H193V196H191ZM205 197V196H204ZM255 197H257L258 198V196H255ZM32 200V201H30V199ZM73 198V197H72ZM79 198V197H78ZM84 198V197H83ZM93 198V197H92ZM105 198V197H104ZM121 198V197H120ZM124 198V199H125ZM149 198H150V200H152L153 198H151L150 196H149ZM157 198V197H156ZM180 198V197H179ZM178 198V199H179ZM182 198V197H181ZM197 198V197H196ZM263 198V197H262ZM262 198H261V200H262ZM34 199V200H33ZM53 199V200H54ZM86 199V198H85ZM107 199V198H106ZM118 199V198H117ZM163 199H164V197H163ZM172 199H174V198H172ZM191 199V198H190ZM198 199V198H197ZM197 199H195V200H197ZM204 199H206V198H204ZM203 199V200H204ZM250 199V198H249ZM256 199V198H255ZM255 199H254V202H255ZM64 200H68V202H67V204L66 203H64L63 201ZM79 200V199H78ZM88 200V199H87ZM92 200V199H91ZM94 200V199H93ZM97 199H95L94 201H96ZM102 200H104V199H102ZM135 200V201H136ZM149 200V199H148ZM147 200V201H148ZM157 200V199H156ZM155 200V201H156ZM167 200V199H166ZM165 200V201H166ZM193 200V199H192ZM210 200H211V198H210ZM217 200V201H216ZM264 200V199H263ZM14 201L17 203H14ZM51 201V200H50ZM98 201V200H97ZM107 202H108V200H106ZM112 201H115L116 203H117V201H116V199L115 200H112ZM111 201V202H112ZM125 201L126 200H124V203H125ZM154 201V202H155ZM170 201V200H169ZM181 201H183V200H181ZM186 201V200H185ZM198 201V200H197ZM201 201V200H200ZM206 201H209V199L208 200H206ZM206 201H204V202H206ZM99 202V201H98ZM101 202V201H100ZM103 202H105V200L103 201ZM120 202L122 203V201L120 200ZM184 202V201H183ZM54 203V204H53ZM133 203V202H132ZM132 203H131V205H132ZM145 203V202H144ZM168 203V202H167ZM194 203V202H193ZM253 203V202H252ZM256 203V202H255ZM254 203V204H255ZM258 203H259V201H258ZM15 204V205H14ZM47 204V207H45V205ZM73 204V203H72ZM206 204V203H205ZM208 204H209V202H208ZM207 204V205H208ZM211 204H213V203H211ZM257 204V203H256ZM25 205H27L26 204V202H25ZM36 205V206H35ZM70 205V204H69ZM74 206H75V204H73ZM118 205V204H117ZM148 205V204H147ZM194 205V204H193ZM31 206V207H32ZM43 206H44V208H43ZM132 206H135V205H132ZM211 206V205H210ZM249 206L251 207V208H249ZM261 206V205H260ZM20 206H18V209L20 210V209H22L21 207L19 208ZM32 207V208H33ZM51 207V208H50ZM58 207V206H57ZM140 207V206H139ZM163 207H164V205H163ZM194 207H195V205H194ZM201 206H199V208H200ZM211 207H213V205L211 206ZM216 207V206H215ZM255 207H256V205H255ZM257 207H258V205H257ZM25 209H26V206L24 207ZM27 208H29V205H27ZM56 208V205H54V209ZM74 207L72 206V210H71V212L74 210L73 209ZM77 208V207H76ZM76 208H75V210H76ZM162 208V207H161ZM17 209V210H18ZM30 209L31 208H29V210H27V211H30ZM57 210L58 209H60V208H56ZM129 209H130V207H129ZM140 209H143V208H140ZM146 209H147V207H146ZM156 209V208H155ZM154 209V210H155ZM201 209V208H200ZM260 209V208H259ZM259 209H255V211L257 210V212L259 211ZM262 209V208H261ZM16 210V209H15ZM18 210V211H19ZM39 210V209H38ZM39 210V211H40ZM67 210V211H68ZM132 210V209H131ZM130 210V211H131ZM139 210V209H138ZM165 210V209H164ZM205 210V209H204ZM203 210V211H204ZM254 210V209H253ZM21 211V210H20ZM26 211V210H25ZM25 211H23V212H25ZM26 211V212H27ZM60 212H61V210H59ZM159 211V210H158ZM207 211V210H206ZM208 211H212V209L210 208V210H209V208H208ZM213 211H215L214 209H213ZM17 212V211H16ZM31 212H32V210H31ZM33 212H34V210H33ZM36 212V211H35ZM43 212H39V216L41 215V213H43ZM58 212V211H57ZM66 212V211H65ZM70 212V211H69ZM152 212V211H151ZM164 212V211H163ZM260 212H263V210L262 211H260ZM0 213H1V211H0ZM6 213H4V214H6ZM10 213V212H9ZM30 213V212H29ZM48 213V212H47ZM59 213V212H58ZM75 213H76V211H75ZM77 213H78V211H77ZM142 213H145V212H143L142 211ZM149 213V212H148ZM153 213V212H152ZM192 213H193V211H192ZM196 213H198V211L196 212ZM212 213V212H211ZM216 213H218V212H216ZM14 214V213H13ZM24 214V213H23ZM32 214V213H31ZM34 214V213H33ZM44 214H46V213H44ZM57 214V213H56ZM82 214V213H81ZM150 214V213H149ZM204 214V213H203ZM261 214H263V213H261ZM3 215V214H2ZM9 215V214H8ZM19 215H20V213H19ZM35 216H37L36 215V213L34 214ZM33 215V217H35ZM43 215V214H42ZM59 215V214H58ZM58 215H57V217H58ZM90 215V214H89ZM92 215V214H91ZM153 215H155V214H153ZM214 215V214H213ZM251 215V214H250ZM249 215V216H250ZM253 215V217H254V215H256V213L255 214H252ZM251 215V216H252ZM4 216V215H3ZM11 216H13V215H11ZM23 216V215H22ZM32 216V215H31ZM44 216H46V215H43V217L42 218H44ZM50 216H52V215H50ZM53 216H54V214H53ZM60 216V215H59ZM114 216V215H113ZM117 216V215H116ZM119 216V215H118ZM128 216V215H127ZM195 216V215H194ZM198 216H199V214H198ZM201 216V215H200ZM212 216V214H210V217ZM18 216L16 215V218H17ZM21 217V216H20ZM38 217V216H37ZM36 217V218H37ZM49 217V216H48ZM61 217V216H60ZM77 217H79V216H77ZM112 217V216H111ZM124 217L125 216H123V219H124ZM151 217H152V215H151ZM193 217V216H192ZM207 217V216H206ZM213 217V216H212ZM218 217H219V219H218ZM256 217H257V215H256ZM255 217V218H256ZM15 218V219H16ZM39 218V217H38ZM81 218H83V217H80L79 219H81ZM130 218V217H129ZM150 218V217H149ZM208 218V217H207ZM216 218V217H215ZM254 218V219H255ZM9 219H10V217H9ZM22 219V218H21ZM25 219V218H24ZM40 219V218H39ZM55 219H57L56 217H55ZM152 219H155V218H152ZM186 219V218H185ZM192 219V218H191ZM195 219V218H194ZM193 219V220H194ZM202 219V218H201ZM200 219V220H201ZM23 220V219H22ZM114 220V219H113ZM120 220V219H119ZM126 220V219H125ZM138 220V219H137ZM157 220V219H156ZM4 220H2V222H3ZM7 221V220H6ZM9 221V220H8ZM11 221V220H10ZM20 221V220H19ZM80 221V220H79ZM81 221H83V220H81ZM109 221V220H108ZM116 221H118V220H116ZM149 221H150V219H149ZM181 221V220H180ZM179 221V222H180ZM190 221V220H189ZM24 222V221H23ZM71 222V221H70ZM132 222V221H131ZM130 222V223H131ZM137 222V221H136ZM155 222V221H154ZM166 222V221H165ZM188 222V221H187ZM190 222H192V221H190ZM201 222V221H200ZM205 222V221H204ZM244 223V226L243 225H241V224H239V223ZM248 222H250V223H253V222H251V220L250 221H248ZM1 223V222H0ZM14 223H17V222H14ZM13 223V224H14ZM112 223H114V222H112ZM133 223H134V221H133ZM132 223V224H133ZM166 223H169V222H166ZM194 223H195V221H194ZM19 224V223H18ZM17 224V225H18ZM23 224H25V223H23ZM124 224V223H123ZM136 224V223H135ZM176 224V223H175ZM183 224H184V222H183ZM182 224V225H183ZM206 224V225H207ZM237 224V225H236ZM6 225H8V224H6ZM5 225V226H6ZM31 225V224H30ZM128 225V224H127ZM177 225V224H176ZM190 225V224H189ZM222 226V227H218V226ZM10 226H11V224H10ZM24 226V225H23ZM34 226V225H33ZM111 226V225H110ZM126 226V225H125ZM184 226H188V225H186V224H184L183 225V227ZM191 226V225H190ZM218 228H217V227ZM258 226V225H257ZM8 227H9V225H8ZM21 227V226H20ZM43 227V226H42ZM41 227V228H42ZM127 227V226H126ZM125 227V228H126ZM169 227V226H168ZM251 227H252V225H251ZM254 227V226H253ZM2 229H3V227H1ZM6 228H7V226H6ZM12 228V227H11ZM18 228V227H17ZM23 228V227H22ZM30 228V227H29ZM46 228H48V227H46ZM164 228V227H163ZM167 228V227H166ZM181 229H182V227H180ZM188 228H190V227H188ZM8 229V228H7ZM13 229V228H12ZM15 229V228H14ZM25 229V228H24ZM35 229V228H34ZM112 229V228H111ZM173 229V228H172ZM171 229V230H172ZM197 229V228H196ZM202 229V228H201ZM202 229V230H203ZM212 229V230H211ZM234 229V230H233ZM6 230V229H5ZM9 230V229H8ZM46 230V229H45ZM49 230V229H48ZM115 230V229H114ZM136 230V229H135ZM163 230V229H162ZM166 230V229H165ZM179 230V229H178ZM257 230H258V227H257ZM260 230V229H259ZM1 231V230H0ZM2 231H4V230H2ZM14 231V230H13ZM18 231V230H17ZM33 231V230H32ZM31 231V232H32ZM36 231V230H35ZM116 231V230H115ZM115 231H111V232H115ZM118 231V230H117ZM121 231V230H120ZM119 231V232H120ZM129 231V230H128ZM181 231V230H180ZM206 231V232H205ZM27 232H29V231H27ZM123 232V231H122ZM127 232V231H126ZM130 232V231H129ZM128 232V233H129ZM167 232H168V230H167ZM188 232V231H187ZM8 233V232H7ZM13 233V232H12ZM11 232H10V234H12ZM19 233V232H18ZM17 233V234H18ZM22 233V232H21ZM33 233V232H32ZM36 233V232H35ZM39 233V232H38ZM125 233V232H124ZM123 233V234H124ZM183 233V232H182ZM194 233V232H193ZM196 233H197V231H196ZM202 233H206V234H204V235H202ZM259 233V232H258ZM264 233V232H263ZM262 232H261V237H263L264 236V234H263ZM5 234V233H4ZM9 234V235H10ZM16 234V233H15ZM37 234V233H36ZM132 234V233H131ZM178 234V233H177ZM189 234V233H188ZM252 234H254L255 235V233H253L252 232ZM263 234V235H262ZM3 235V234H2ZM43 235V234H42ZM46 235V234H45ZM113 235H114V233H113ZM130 235V234H129ZM191 235V234H190ZM194 235V234H193ZM11 236V235H10ZM14 236V235H13ZM18 236V235H17ZM22 235H20V237H21ZM27 237H29V235H26ZM123 236V235H122ZM174 236H176V235H174ZM2 237V236H1ZM0 237V238H1ZM31 237H33V236H31ZM40 237V236H39ZM119 236H118V234H117V238H118ZM121 237V236H120ZM130 237H132L131 235H130ZM178 237V236H177ZM181 237H183V235L181 236ZM181 237H179L180 239H181ZM7 238V237H6ZM10 238V237H9ZM9 238H7V240H10ZM15 237H13V239H14ZM19 238V237H18ZM114 238V237H113ZM123 238V237H122ZM144 238V237H143ZM198 238H199V235H198ZM20 239V238H19ZM125 239V238H124ZM123 239V240H124ZM146 239V238H145ZM174 239V238H173ZM186 239H187V237H186ZM186 239H184V240H186ZM6 240V239H5ZM18 240V239H17ZM38 240V239H37ZM118 240V239H117ZM128 240V239H127ZM135 240V239H134ZM175 240V239H174ZM195 240V239H194ZM198 240V239H197ZM15 241H16V239H15ZM40 241V240H39ZM42 241V240H41ZM115 241V240H114ZM113 241V242H114ZM122 241V240H121ZM125 241V240H124ZM123 241V242H124ZM146 241V240H145ZM148 241H149V239H148ZM180 241V240H179ZM189 241V240H188ZM2 242V241H1ZM10 242V241H9ZM18 242V241H17ZM26 242V241H25ZM27 242H30V241H27ZM57 242V241H56ZM134 242V241H133ZM190 242V241H189ZM193 242V241H192ZM198 242V243H199ZM16 243V242H15ZM55 243V242H54ZM137 243V242H136ZM146 243V242H145ZM151 243V242H150ZM182 243V242H181ZM185 243V242H184ZM188 243V242H187ZM7 244H8V242H7ZM13 244V243H12ZM23 244V243H22ZM31 244V243H30ZM34 244V243H33ZM111 244H113V243H111ZM180 244V243H179ZM193 244V243H192ZM9 245V244H8ZM14 245V244H13ZM147 245H148V243H147ZM151 245V244H150ZM182 245H183V243H182ZM10 246V245H9ZM126 247V246H125ZM143 247V246H142ZM151 247V246H150ZM154 247V246H153ZM180 247H182L181 245H180ZM190 247V248H189ZM3 248V247H2ZM1 248V249H2ZM16 248V247H15ZM21 248H23L22 246H21ZM127 248V247H126ZM137 248V247H136ZM160 248V247H159ZM176 248V247H175ZM179 248V247H178ZM125 249V248H124ZM138 249V248H137ZM141 249V248H140ZM146 249V248H145ZM156 249V248H155ZM161 249V248H160ZM38 250H40V249H38ZM131 251L133 250V249H130ZM141 250H143V249H141ZM147 250V249H146ZM146 250H144V251H146ZM163 250V249H162ZM166 250V249H165ZM179 250V249H178ZM129 251V250H128ZM138 251V250H137ZM147 251H149V250H147ZM154 251V250H153ZM159 251V250H158ZM167 251V250H166ZM172 251V250H171ZM21 252V251H20ZM159 252H161V251H159ZM173 252V251H172ZM42 253V252H41ZM131 253V252H130ZM148 253V252H147ZM146 253V254H147ZM149 253L150 254H152V252L151 251H149ZM167 253V252H166ZM174 253V252H173ZM17 254H19V252H17ZM23 254V253H22ZM22 254H20L21 255V259H22ZM27 254V253H26ZM63 254V253H62ZM142 254V253H141ZM144 254V253H143ZM161 254V253H160ZM159 254V255H160ZM42 255V254H41ZM159 255H158V257H159ZM164 255V254H163ZM133 256V255H132ZM160 256H162V255H160ZM178 256V257H177ZM179 256L181 257L180 259H179ZM14 257V256H13ZM19 257V256H18ZM40 257V256H39ZM146 257V256H145ZM149 257V256H148ZM162 257H164V256H162ZM177 257V258H176ZM19 258V259H20ZM23 258H24V256H23ZM42 258V257H41ZM51 258H52V256H51ZM50 258V259H51ZM119 258V257H118ZM124 258V257H123ZM128 258V257H127ZM143 258V257H142ZM159 258H161V257H159ZM176 258V259H175ZM10 259V258H9ZM8 259V260H9ZM11 259H12V257H11ZM14 259V258H13ZM27 259V258H26ZM107 259V258H106ZM131 259H132V257H131ZM150 259H151V257H150ZM149 259V260H150ZM172 259V260H171ZM17 260V259H16ZM23 260V259H22ZM37 260H38V258H37ZM40 260V259H39ZM105 260V259H104ZM120 260V259H119ZM121 260H123V259H121ZM121 260H120V262H121ZM126 260V259H125ZM144 260V259H143ZM180 260V261H179ZM13 261V260H12ZM48 261V260H47ZM105 261H107V260H105ZM163 261H165V260H163ZM168 261H170V262H168ZM52 262V261H51ZM102 262V261H101ZM151 262V261H150ZM30 263V262H29ZM29 263H27V264H29ZM105 263V262H104ZM122 263H124V261L122 262ZM160 263H161V261H160ZM125 264V263H124ZM126 264H128V260H127V263ZM150 264V263H149Z\"/></svg>", "mask_w": 264, "mask_h": 264}]
</instances>
